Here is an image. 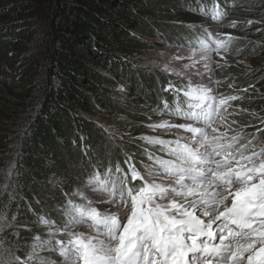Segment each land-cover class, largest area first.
<instances>
[{
  "label": "snow or ice",
  "instance_id": "obj_1",
  "mask_svg": "<svg viewBox=\"0 0 264 264\" xmlns=\"http://www.w3.org/2000/svg\"><path fill=\"white\" fill-rule=\"evenodd\" d=\"M234 39H214L215 48L202 40L200 47L219 54ZM184 97L187 106L177 101L169 113L184 123L162 120L149 127L185 135L142 137L169 158L146 153L152 163L142 169L129 158L127 171L117 164L115 175L109 169L106 178L90 177L87 186L98 198L78 192L84 203L68 202L62 227L41 217L68 237L56 241L65 264H264V146L250 151L251 141L228 136L222 112L238 97L217 100L211 88L191 81ZM76 225L92 227L96 235L70 231ZM49 243L34 244L30 259Z\"/></svg>",
  "mask_w": 264,
  "mask_h": 264
},
{
  "label": "rangeland",
  "instance_id": "obj_2",
  "mask_svg": "<svg viewBox=\"0 0 264 264\" xmlns=\"http://www.w3.org/2000/svg\"><path fill=\"white\" fill-rule=\"evenodd\" d=\"M52 4L53 0H40L32 38L22 42L15 49H7L9 57L13 56L12 58L26 54L37 57L33 73L29 75L24 85L27 89L38 84V78L42 74L45 63L43 33ZM225 7L226 12L217 14L216 18L200 15L199 18H194L193 22L185 24L187 28L206 32L208 35L206 40L201 39L199 35H197L198 39L178 38L175 24L172 25L171 31L165 30L160 33L161 35L159 33L151 37L140 35L145 44V51L136 58L135 68L140 75L138 73V76L136 74L134 77L144 85L152 79L160 80L161 85L165 81L167 85L163 92L174 96L184 95V88L186 91L191 81L193 86L199 84L211 88L212 95L216 96L217 100L231 96L238 97L236 100H230L227 111L222 112L226 116L227 124L230 125L228 136H238L239 143L242 144L251 141L249 150L259 151V148L264 146V52L262 51L264 0H228ZM233 22H235L234 27L231 26ZM228 35L236 39L232 40L227 52L223 49L219 54L211 50L204 52L200 47V41L203 40L215 48L213 40L226 39ZM204 56L208 58L204 59ZM193 61H195L194 67H185L191 65ZM14 63V60L10 59L9 65L12 66ZM248 74H253V77L247 79L245 76ZM10 77L12 78L10 71L6 69L2 78ZM120 80L112 89V94L115 101L123 105V96L128 83H125L124 77ZM8 94L6 89L0 88V261H4L5 264L9 262L41 264L39 257H43L49 264H65L56 241H67L68 237L55 232V227H62L67 219L65 211L69 201L76 204L84 203L78 192H83L89 199L98 198L97 194L87 186L89 178L96 174L102 179L106 178L109 169H112V175H115V166L118 164L115 162L116 159L121 158L120 161L124 164L121 168L127 171L128 164L125 161L129 158L138 169H142L143 164L152 163L146 153L169 158L166 153L160 151V145L150 144L142 137L158 136L169 140L185 135L182 130L168 132L149 127L152 124H159L162 120L177 124L185 122L182 118L169 114L176 106L166 102L165 98L156 104L150 99H145L144 104L147 108L143 107L133 115H128L116 107L108 108V112L87 113L86 118L94 123L102 135L103 154L90 156L86 153L85 159H81L69 171L51 176V184L46 188L41 200L31 199V202L27 200L25 208L19 204L14 211H11L4 208L3 199L9 197L11 204L19 202L12 189L17 145L26 119L30 118L36 109L38 98L32 90H26V93L20 97L23 103L10 112L5 105L6 99L3 98ZM166 103L167 109H165ZM3 127L6 129H2ZM223 130L221 128V131ZM10 169L11 175L8 174ZM96 206L101 210L110 207L107 204ZM41 217L54 221L55 227L41 223ZM70 231L96 235L95 229L87 225H76ZM37 237L39 241L36 240ZM43 241L50 243L45 248L37 250L36 258L30 259L33 245ZM14 257H19V260H14Z\"/></svg>",
  "mask_w": 264,
  "mask_h": 264
},
{
  "label": "trees",
  "instance_id": "obj_3",
  "mask_svg": "<svg viewBox=\"0 0 264 264\" xmlns=\"http://www.w3.org/2000/svg\"><path fill=\"white\" fill-rule=\"evenodd\" d=\"M227 3L228 0H53L43 33L45 63L39 83L29 88L38 102L26 119L17 145L12 189L19 202L11 204V199L5 197L4 208L14 211L19 204L25 208L27 200H41L51 176L69 171L85 159L86 153L103 154L102 135L86 118L87 113L108 112V108L116 107L133 115L147 108L145 99L156 104L165 98L174 106L179 101L186 107L184 95L163 92L165 81L161 85L160 80L152 79L144 85L134 77L139 73L136 58L145 51L140 35L162 34L176 25L178 38L198 39L199 35L206 40V32L185 24L200 15L216 18L226 12ZM39 5L40 0H0V88L9 92L3 98L10 112L23 103L20 97L29 90L24 85L37 57L26 54L12 58L7 49H15L32 38ZM10 59L15 62L12 66ZM6 69L12 78H2ZM123 77L128 88L123 96L125 105H119L112 89ZM245 77L250 79L253 74ZM120 160L115 162L124 167Z\"/></svg>",
  "mask_w": 264,
  "mask_h": 264
}]
</instances>
